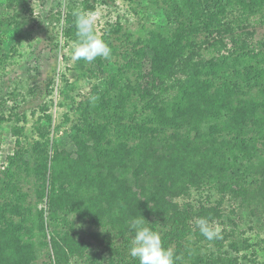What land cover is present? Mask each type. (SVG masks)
<instances>
[{"label": "trees", "instance_id": "16d2710c", "mask_svg": "<svg viewBox=\"0 0 264 264\" xmlns=\"http://www.w3.org/2000/svg\"><path fill=\"white\" fill-rule=\"evenodd\" d=\"M135 1L132 11L152 24L135 34L117 21L98 36L107 58L76 61L92 89L64 114L79 128L59 138L50 161L25 162L33 151L12 128L19 160L0 167V264H135L128 221L141 216L189 264L249 260L241 248L250 238L235 229L236 218L264 222V0ZM101 3L69 0L67 45L78 43L73 10ZM18 106L0 100V122L19 121ZM33 172L49 184L31 207L22 180ZM193 191L219 200L196 205ZM200 218L222 226L218 238L200 233Z\"/></svg>", "mask_w": 264, "mask_h": 264}, {"label": "rangeland", "instance_id": "374dc122", "mask_svg": "<svg viewBox=\"0 0 264 264\" xmlns=\"http://www.w3.org/2000/svg\"><path fill=\"white\" fill-rule=\"evenodd\" d=\"M106 1L96 5L94 11V31L97 36H101L105 28L117 21L125 23L135 34L140 33L143 25H151L153 22L150 16L132 11L134 3H130V0ZM68 3L69 0H0V100H6L10 108L19 105L20 115L19 121L0 122V167L3 173L12 171L13 163L19 160H16L17 138L12 134L14 126L23 128L24 135L20 138L22 150L31 148L34 155L33 158L27 156L24 161L32 167L35 161H38V165L50 161L59 138L69 131L72 133L74 127L75 130L79 128L73 121L67 122L64 114L70 112L73 104L86 98L91 92L92 81L77 68L76 61L72 59L75 46L73 43L67 45L62 34ZM57 12L62 13L63 23L55 22ZM263 36L264 27L258 29L257 38ZM45 106H48L46 115L52 117L51 127L48 126V120H43ZM3 113L0 109V117ZM38 123L41 124L37 127ZM64 142L68 144L66 140ZM66 145L59 148L61 157H67ZM22 183L33 207L35 191L42 188L44 183L48 185L49 180L33 172ZM216 194L193 191L194 204L198 205L200 200L215 206L219 200ZM224 207V225L231 231L233 223L228 215L235 211L228 202ZM236 220L239 225L235 229L236 235L250 238L249 248H241L242 255L249 258L246 264H264V222L256 219L253 222ZM217 226L221 231L222 226ZM229 252L235 253L234 250ZM135 264H139L138 259ZM177 264L189 262L179 260Z\"/></svg>", "mask_w": 264, "mask_h": 264}, {"label": "clouds", "instance_id": "9594fccd", "mask_svg": "<svg viewBox=\"0 0 264 264\" xmlns=\"http://www.w3.org/2000/svg\"><path fill=\"white\" fill-rule=\"evenodd\" d=\"M72 15L78 37V43L74 47L72 59L91 63L97 57L107 58L111 50L94 31L96 13L76 8L73 10ZM145 222L147 221L143 216L133 217L128 221L129 231L133 233L129 255L134 259H138L139 264H177L181 257L174 256L171 249L165 248L160 234L146 226ZM196 226L200 233L209 241L219 236V229L213 228L206 218L198 219Z\"/></svg>", "mask_w": 264, "mask_h": 264}]
</instances>
